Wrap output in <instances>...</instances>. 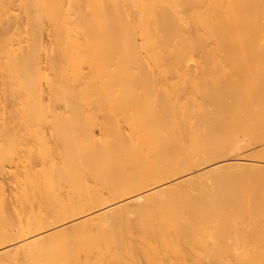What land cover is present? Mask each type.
Masks as SVG:
<instances>
[{"label":"bare ground","instance_id":"1","mask_svg":"<svg viewBox=\"0 0 264 264\" xmlns=\"http://www.w3.org/2000/svg\"><path fill=\"white\" fill-rule=\"evenodd\" d=\"M0 264H264V0H0Z\"/></svg>","mask_w":264,"mask_h":264}]
</instances>
